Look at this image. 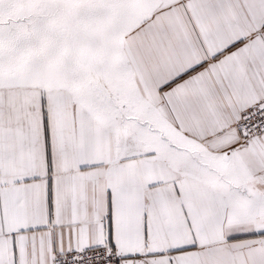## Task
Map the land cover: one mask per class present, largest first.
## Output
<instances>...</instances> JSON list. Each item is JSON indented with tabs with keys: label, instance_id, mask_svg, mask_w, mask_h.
<instances>
[{
	"label": "snow or ice",
	"instance_id": "obj_1",
	"mask_svg": "<svg viewBox=\"0 0 264 264\" xmlns=\"http://www.w3.org/2000/svg\"><path fill=\"white\" fill-rule=\"evenodd\" d=\"M0 264H264V0H0Z\"/></svg>",
	"mask_w": 264,
	"mask_h": 264
}]
</instances>
